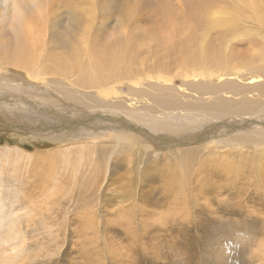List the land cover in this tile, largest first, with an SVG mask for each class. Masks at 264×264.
Returning a JSON list of instances; mask_svg holds the SVG:
<instances>
[{
    "label": "bare ground",
    "instance_id": "6f19581e",
    "mask_svg": "<svg viewBox=\"0 0 264 264\" xmlns=\"http://www.w3.org/2000/svg\"><path fill=\"white\" fill-rule=\"evenodd\" d=\"M9 1L12 3L7 4ZM33 1L0 0L1 117L24 124L47 121L46 128L57 122L66 127L73 125L72 130L80 131L77 140L90 139L84 142L88 145L71 151L82 159L77 165H71L73 173L62 180L73 196L78 192L92 194L91 186L98 190L109 169L113 178L119 175L116 178L120 182L128 181L127 189L134 185L130 181L136 175L140 183L138 193L125 194V191L123 196L131 204L118 207L117 211L121 216H133L125 221L127 229L132 227L136 215L144 217L140 225L145 230L154 226L149 207H166L179 215L184 206L192 208V201L203 200L206 206L215 202L213 211L236 217L234 226H242L251 234L246 247H242L245 250L234 249L242 256L240 253L236 258V253L232 264H264V0L260 4L255 0H243L245 4L224 1L228 10L223 11L228 12L221 24L227 30L216 32L215 42L205 38L204 32L208 33L216 24L204 14L223 0H184L185 4H176L184 19L179 34L170 24L172 19L177 20L170 5L156 4L151 14L164 21L169 18V33L160 37L162 41L156 46L155 39L147 41L140 37L142 27L137 20L115 19L110 26L112 31H105L102 40L106 26L98 21L95 11L83 12L78 4H70L71 0H54L51 4H43L42 0L32 4ZM62 6L64 12H60ZM142 6L122 8L118 13L135 14ZM167 58L177 66L188 63L190 69L204 68L202 73L183 69L181 75L194 81L201 79L190 83V90L200 96L209 94L216 100L185 102L155 82L169 81L154 70L156 64L160 71H166ZM209 62L214 63L216 71L205 68ZM224 75L230 78L228 88L216 85V80H222ZM237 80L253 87L243 89L235 83ZM226 90L235 96L246 92L256 94L242 96L238 101L218 98ZM121 94L131 96L128 101L142 99L144 102H139L138 108L136 104L133 108L124 107L123 102L114 101ZM102 136L107 140L102 142L99 139ZM71 137L63 143L75 144L76 140ZM109 142H113L110 148L105 145ZM155 142L178 148L168 151L164 154L165 160L160 161V155L152 150ZM194 144L199 145L187 147ZM222 148L226 149L223 153ZM59 151L63 156L73 154L67 149ZM17 157L18 161L30 162L27 175L23 176L26 181L33 179L31 188L37 184L34 187L37 193L28 198L36 207L28 210L45 209L50 199L47 195L50 185L56 184H48L44 178L52 171L40 157L39 160ZM82 164L88 169L79 172ZM102 165L106 168L105 177L93 179ZM194 189L202 190L201 195L194 194ZM213 190L216 193L210 194ZM149 192L159 196L161 204L153 206ZM12 198L25 197L19 194ZM38 198H42L41 207L35 204ZM88 201L80 203L86 206ZM49 209L53 211L54 206L45 210ZM37 212L42 211H35L34 215ZM31 214V211L24 214L27 223L32 220L28 217ZM183 219V216L180 221L167 217L161 220L165 223L160 222L159 229L169 233L170 224L181 229L183 226L179 224L183 225ZM8 220L4 226V245L17 239L20 223L18 216ZM10 246L15 254H4L0 245V264H19L23 248Z\"/></svg>",
    "mask_w": 264,
    "mask_h": 264
},
{
    "label": "rangeland",
    "instance_id": "374dc122",
    "mask_svg": "<svg viewBox=\"0 0 264 264\" xmlns=\"http://www.w3.org/2000/svg\"><path fill=\"white\" fill-rule=\"evenodd\" d=\"M35 1H33L32 4H35ZM53 1L54 0H42L43 4H51ZM224 1L226 2V0H223L222 2L214 4V6L204 14V16L213 20L211 22H215L216 24L213 25L211 31L208 33L204 32L208 42H215L216 32L221 33L227 30V28L221 24V22L226 20L228 12L223 11L228 10V4H225ZM255 1L260 4L262 0ZM10 3L12 2L9 1L7 4ZM64 3L65 2L62 4ZM165 3L170 5L173 14L176 15L177 20L172 19L170 24L172 30L179 34L182 30L184 19L181 9L176 6V4H185L184 0H180V2L176 0H71L70 2V4H78L81 6L83 12H85L86 9H88L89 12L95 11V16L98 21L101 20L102 25L106 26L104 30H102V40L105 37V31H112L110 27L112 26V22L115 19H121V17H123L126 21H139L142 27L140 30V37L147 41L155 39L156 41L153 42L154 46L162 41L160 37L169 33V18L164 21L161 17L151 14V11L156 4ZM26 4H30V2L26 1ZM229 4H245V2L243 0H229ZM262 4H264L263 1ZM138 5L142 7L135 14H129L130 12L118 13L122 8L137 7ZM63 6L61 8H63ZM64 10L65 8L60 9V12H64ZM137 34L139 35V33ZM179 38L181 39V37ZM179 38L176 40L179 41ZM166 62V71H160L159 65L156 64L154 65V70L159 71L156 72L158 76H166L169 81L165 82L163 79H159L155 80V82L169 88L173 94L178 95V97L185 102L203 101L206 103L216 100V98H213L209 94L200 96L190 90L189 84L192 82H199L201 79L194 81L192 77L188 78L181 75L183 69H187L190 72L197 71L198 73H202L204 68L198 70L190 69L191 67H188V63L177 66L172 62L171 58H167ZM213 64L214 63L209 62L206 64L207 66L205 68H208L210 71H216ZM216 81L218 82L216 85L220 88H224L225 85L227 88L230 87V78L228 76L224 75L222 80L219 79ZM235 83L242 86V88H249V86L250 88L253 87L251 85H245L247 82L242 80H237ZM137 88L142 89V87L139 86H137ZM254 94H256V92H254ZM254 94L246 92L241 96H235L226 90L218 94V98L238 101L242 96L250 97ZM129 98L132 97L121 94L120 98L114 101L118 103L123 102L124 107L128 106V108L135 107V104L137 106L136 108H138L140 103L144 102L142 99L128 101ZM154 106L153 104V107ZM1 116L0 114V245L4 249V254L7 253L8 255L15 254L10 245H13V247L22 246V253L19 254L23 259L20 258L21 261L19 259V264H232L233 257L236 253V258L242 256L239 250H245L242 249V247H246V242L250 239L251 234L249 236L248 231L246 229L245 231L242 226H234L232 222H236V217L230 216L227 213V215H223L225 213H217L216 210L213 211V209L216 208L215 202H210V205L206 206L202 204L203 200L198 199L196 200L197 202L192 201L191 203L189 201L192 208L186 209L184 206L182 213L179 215L172 214L166 207H161V205V208L157 209L147 207L148 211L152 214V222L155 223L154 226H150L149 229L147 228V230H145V227H142V224L140 225L144 217L142 215H136L134 216L135 220L131 222L135 232L132 227L127 229L125 221L133 219V216H121L117 211L119 209L118 207L126 205V208L131 204L124 198L125 194H131L132 191L138 193L137 191L140 183L136 181V175H134V181H130L134 185H131L132 188L130 187L127 189L128 181L122 180L120 182V180L117 179L119 175L113 178V175H110L109 169L107 178L103 181L98 190L91 186L92 194L80 193L82 195L80 196L78 192L77 195L73 196L70 187L64 184V186L62 185V180L66 176L70 177L73 173L71 165H77L76 163L78 160L82 159L80 155L77 156L76 153L71 151L76 148L78 151L80 150V146L88 145V143L85 144L84 142L90 141V139L77 140L76 138L80 135L78 134L80 131L78 128L77 130H75V128L72 130L71 128H73V125L66 127V125H61L57 122L56 125H48L47 128L49 131H47V121H45V124L35 122L24 124L12 122ZM49 135L51 136L49 137ZM71 135L75 137H71ZM68 137L75 139L76 143L73 144L74 142L72 143L71 141L63 143L68 140ZM59 139H63L61 140L62 143L59 142ZM99 139L103 142L107 140V137L102 136ZM79 143H81V145H79ZM111 143L113 142L106 143L105 145H109L110 148L113 146L110 145ZM196 145L199 144L189 145L187 147H194ZM177 148L178 146L176 145L171 146L165 143L155 142L152 150L154 154L157 153L160 155L158 158L160 161H164L166 157L164 154L168 151L174 152ZM59 149L70 150L73 154L63 156V153L59 151ZM87 150L89 155L90 151L89 149ZM225 150L226 149L222 148L220 152L223 153ZM18 155H23V157L30 156L37 160H39L40 157L41 161H45V163L48 164L47 169H50L52 172L49 176L44 178V181L48 184L55 183L59 188H57L56 185H50L51 189H49L47 193L50 199L46 202L48 205L44 207L46 209L50 206H54L53 211H51V209L48 211L41 208L28 210V208L31 209L32 206L36 207L33 203L30 204L28 198L33 195V193L36 194L38 189L34 188L36 184L34 186L32 185V188H34L32 190L30 184L33 179L27 180V182L25 180L26 177L23 176L24 174L27 175L26 170L30 162H25L24 159L23 161H18ZM209 155L211 157V154ZM86 168L87 166L82 164L79 167V172ZM98 171V174H93V179L99 176H101L102 179L105 177V166L103 167L102 165V168L98 167ZM100 173L101 175H99ZM129 175L130 174H128L127 177H129ZM80 177L82 178L83 175ZM28 187H30L31 190L27 189ZM200 191L202 190L194 189L193 192L194 194H199ZM149 193L150 201L153 206L154 204L156 205V203L157 205L161 204L159 196L155 193ZM209 193L215 194L216 192L213 190L209 191ZM19 194L25 198L19 200L12 198ZM199 195H201V193ZM85 199L89 200L86 206L81 204L82 200ZM231 199L233 200V198L229 197V200ZM40 200L42 201V198L35 203L37 207H41L39 205ZM195 205L196 207H193ZM147 206H149V204ZM105 209H110V211L106 212ZM38 210L42 212H37L38 214L34 215L35 211ZM29 211L33 214H31V216L28 215L29 218L32 217V220L27 223L24 214ZM13 215L20 218V223L17 227V239L4 245L6 240L4 226L7 225L8 219L12 218ZM182 216L184 217L182 221L183 225L179 224L183 226L181 229L178 225H175L176 227L174 225L171 227L172 224L169 225V223L168 225L172 228L171 232L168 233V231L165 232L159 229L161 228L159 227V223H165V221L161 220L170 217L171 219L180 221L182 220ZM31 222L32 224H30ZM34 224L36 226H34ZM135 225H137V227ZM156 227H158V230L155 229ZM235 248L239 250L234 251ZM240 253L241 255H239Z\"/></svg>",
    "mask_w": 264,
    "mask_h": 264
}]
</instances>
